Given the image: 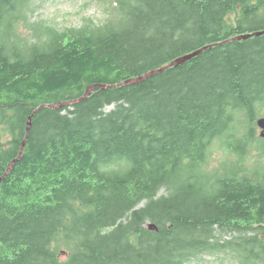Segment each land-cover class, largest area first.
<instances>
[{
	"label": "trees",
	"instance_id": "1",
	"mask_svg": "<svg viewBox=\"0 0 264 264\" xmlns=\"http://www.w3.org/2000/svg\"><path fill=\"white\" fill-rule=\"evenodd\" d=\"M29 1L0 0V177L32 115L0 181V264H263L264 35L48 105L264 29V0H115L101 25L21 34Z\"/></svg>",
	"mask_w": 264,
	"mask_h": 264
},
{
	"label": "rangeland",
	"instance_id": "2",
	"mask_svg": "<svg viewBox=\"0 0 264 264\" xmlns=\"http://www.w3.org/2000/svg\"><path fill=\"white\" fill-rule=\"evenodd\" d=\"M115 7V0H30L24 14L26 21L23 19L19 21L17 30L21 34H28L27 23L33 24L38 22L59 30L77 28L85 24L101 25L117 16ZM259 117H264V112H261L256 118ZM259 132L260 128L257 126L256 134L260 137ZM255 148V146H252V150H255ZM222 154V152L214 154V165H217L218 161L222 158ZM255 155H257V151L251 155L248 165L254 163ZM185 264L239 263L227 258L223 252H220L196 255Z\"/></svg>",
	"mask_w": 264,
	"mask_h": 264
},
{
	"label": "water",
	"instance_id": "3",
	"mask_svg": "<svg viewBox=\"0 0 264 264\" xmlns=\"http://www.w3.org/2000/svg\"><path fill=\"white\" fill-rule=\"evenodd\" d=\"M259 35H264V29H261V30H257V31H252V32H249V33H244V34H240V35H235V36H232L226 40H223L222 42H219V43H214V44H208V45H204L202 47H199L197 48L196 50L194 51H191L189 53H186V54H183L181 56H178L176 58H174L173 60H171L170 62H168L167 64L161 66L160 68H157L155 70H152V71H148L146 73H144L143 75H139L137 77H132V78H128V79H125L123 81H120L116 84H94V85H91L89 86L83 97H80L79 99H76V100H72V101H69V102H63V103H59L57 105H48L49 107H60V106H64L66 104H71V103H74V102H77V101H81L83 99H85L88 95L91 94L92 90L94 88H101V89H106V88H113V87H117V86H125V85H133V84H138L140 83L141 81H143L144 79L148 78V77H151L155 74H158V73H161L163 71H165L166 69L170 68V67H176V66H179L183 63H185L186 61L192 59L193 57L201 54L204 50H206L207 48H210L212 46H216V45H219V44H223V43H226V42H230V41H236V40H245V39H248V38H251V37H254V36H259ZM42 106H47V105H40L39 107H37L33 113L36 112V110ZM32 115H30L29 119H28V122H27V127H26V135H25V138L24 140L21 142L20 144V150H19V154L17 156V159L20 158L21 156V153L23 151V147H24V144H25V139L27 137V133H28V128H29V120L31 118ZM256 123L258 125V127L261 129V132H260V136L262 138H264V117H259L257 118L256 120ZM17 159H14L7 167L6 169V172L0 177V181L7 175V173L9 172L10 168L12 167V165L15 164V162L17 161ZM145 226L149 229H157V227L153 224V223H146Z\"/></svg>",
	"mask_w": 264,
	"mask_h": 264
}]
</instances>
